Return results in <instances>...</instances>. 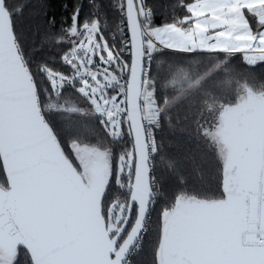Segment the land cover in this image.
Instances as JSON below:
<instances>
[{"label": "snow or ice", "instance_id": "snow-or-ice-1", "mask_svg": "<svg viewBox=\"0 0 264 264\" xmlns=\"http://www.w3.org/2000/svg\"><path fill=\"white\" fill-rule=\"evenodd\" d=\"M23 7L0 0V264H132L153 223L154 264H264V82L233 65H264V0H116L115 31L102 4L77 5L40 59ZM174 118L215 153L220 187L178 177L153 221Z\"/></svg>", "mask_w": 264, "mask_h": 264}, {"label": "trees", "instance_id": "trees-1", "mask_svg": "<svg viewBox=\"0 0 264 264\" xmlns=\"http://www.w3.org/2000/svg\"><path fill=\"white\" fill-rule=\"evenodd\" d=\"M14 2L25 6L22 13L16 17L15 25L17 31L23 36L29 51L34 50L37 59L54 54V51L45 44V35L48 32L59 31L60 22L67 21L77 5L83 9L82 16L87 17L94 10L93 3L102 4L110 16V31H115L114 25L118 21V14L114 8L116 0H14ZM152 2L161 7H167L174 4L176 0H152ZM177 14L182 13L177 10ZM157 15L159 19L156 23L159 24L163 22L165 15H171V13H163L158 8ZM50 17H55L57 21L55 28L48 23ZM165 51L170 53V50ZM233 65L239 71L251 73L258 81L264 82V65L245 66L240 54H237ZM61 70L67 71L66 69ZM50 118L62 128L67 129L62 117L52 114ZM93 127H95L93 135L103 138L102 130L95 123H93ZM157 135L159 139L163 140L165 148L155 160L154 174L158 183L162 185V196L153 213V221L156 220L160 208L166 206L175 193L184 190L178 177L183 176L189 188L204 192L218 191L221 180L218 158L211 148L205 145L190 124L182 119L174 118L172 126L166 125L163 132H158ZM88 140L95 142L92 135L88 137ZM126 143L130 144V141H126ZM119 150L117 149V151ZM169 158L178 162V168L175 171L166 167L165 161ZM0 178H2V169H0ZM156 239L157 230L153 223L152 229L145 237L142 249L131 258L132 264H154Z\"/></svg>", "mask_w": 264, "mask_h": 264}, {"label": "flooded vegetation", "instance_id": "flooded-vegetation-1", "mask_svg": "<svg viewBox=\"0 0 264 264\" xmlns=\"http://www.w3.org/2000/svg\"><path fill=\"white\" fill-rule=\"evenodd\" d=\"M93 123H95V122H93Z\"/></svg>", "mask_w": 264, "mask_h": 264}]
</instances>
